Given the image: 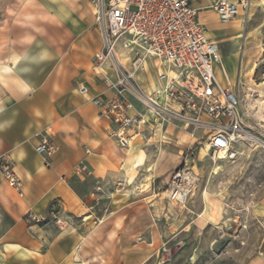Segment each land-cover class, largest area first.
I'll use <instances>...</instances> for the list:
<instances>
[{
    "label": "crops",
    "instance_id": "obj_1",
    "mask_svg": "<svg viewBox=\"0 0 264 264\" xmlns=\"http://www.w3.org/2000/svg\"><path fill=\"white\" fill-rule=\"evenodd\" d=\"M191 1L199 8L207 38L229 44L226 51L219 46L223 69L218 65L216 73L223 78L224 70L231 83L238 60L241 57L243 63L245 55V49L239 54V40L233 35L238 25L219 19L211 7L214 0ZM7 42L0 57V157L13 158L23 185L20 193L0 169V264H93L92 252L87 253L93 251L95 233L100 230L106 236L110 227L100 228V224L124 212L126 203H136L137 190L143 182L147 185L148 173L155 168L148 148L139 146L168 133L170 124L150 120L124 149L111 136L115 123L101 117L92 102L97 95L114 94L94 64L103 38L93 0H22L13 14ZM152 61L156 80L147 61L142 69L146 76L138 71L137 79L144 91L150 89L153 94L156 85L163 83ZM109 66L107 72L112 74ZM81 85L89 91L80 93ZM130 99L131 113L145 111L139 99ZM43 137L57 146L48 165L36 150ZM141 149L147 155L145 164L135 167ZM102 201H106L104 209L99 207ZM29 212L50 218L29 223L25 219ZM52 213L56 220L51 219ZM136 232L143 231L131 229L123 242L132 240ZM149 234L152 240V229ZM140 256L133 254L135 259Z\"/></svg>",
    "mask_w": 264,
    "mask_h": 264
},
{
    "label": "rangeland",
    "instance_id": "obj_2",
    "mask_svg": "<svg viewBox=\"0 0 264 264\" xmlns=\"http://www.w3.org/2000/svg\"><path fill=\"white\" fill-rule=\"evenodd\" d=\"M21 1L0 0V57L7 49L11 20ZM235 18L238 28L233 35L239 40V54L245 49V55L243 63L241 57L238 60L231 84L239 95L245 126L261 143L248 138L235 145L234 158L218 159L190 137L192 127L173 121L168 133L139 146L148 148L155 168L148 173L147 185L143 182L137 190L136 203H126L124 212L100 224V228L110 227L106 236L100 230L95 233L93 251L87 253L92 252L93 264H251L254 260L264 264V0H245ZM219 46L226 51L229 44ZM147 62L156 80L152 58ZM216 76L225 85L219 72ZM146 95L154 97L150 89L144 91L143 99ZM161 152L166 158L159 160ZM187 154L199 181L185 206L175 205L167 198L169 180ZM146 156L141 149L135 167L143 166ZM99 207L104 209L106 201ZM135 228L142 234L136 232L132 240L123 242L124 234ZM131 242L137 246L131 247ZM135 252L141 254L139 259L133 258Z\"/></svg>",
    "mask_w": 264,
    "mask_h": 264
},
{
    "label": "built area",
    "instance_id": "obj_3",
    "mask_svg": "<svg viewBox=\"0 0 264 264\" xmlns=\"http://www.w3.org/2000/svg\"><path fill=\"white\" fill-rule=\"evenodd\" d=\"M93 4L103 38V49L95 55L94 64L114 94L97 95L92 102L99 107L101 117L115 123L111 136L118 145L123 149L130 147L134 137L142 132L141 125L150 120L162 125L177 121L192 127L189 135L198 141L201 150L215 158L221 152L225 153L222 159L234 158L235 145L247 140L251 132L242 119L240 98L227 73L223 70L227 82L224 86L216 76L217 66L223 69L221 50L216 41L205 36L199 8L191 0H93ZM244 6L245 0H214L211 4L222 22L240 15ZM119 49L126 51L129 67L119 61ZM148 58L156 61L157 77L165 93L163 104L153 99L146 102L136 79ZM107 63L112 74L107 72ZM79 91L85 94L89 87L81 85ZM158 94L155 90L152 96L157 98ZM131 96L142 102L147 113H131ZM36 150L48 165L57 146L43 137ZM191 160L187 154L170 177L167 198L172 204L185 206L196 188L199 174L190 165ZM0 169L7 183L22 193V180L11 156L0 157ZM49 218L32 212L25 217L29 223H42ZM51 219L56 220L54 213Z\"/></svg>",
    "mask_w": 264,
    "mask_h": 264
},
{
    "label": "bare ground",
    "instance_id": "obj_4",
    "mask_svg": "<svg viewBox=\"0 0 264 264\" xmlns=\"http://www.w3.org/2000/svg\"><path fill=\"white\" fill-rule=\"evenodd\" d=\"M205 36H206V31H205ZM117 57H118V59H119V61L121 63L126 65L125 63H127V60H128V55H127L126 51L119 50V52H117ZM169 74H172V73L169 72ZM136 79H137V76H136ZM222 85L224 86V84H222ZM156 87H157V91L159 92V94H158L159 99H155L154 97H151L150 95L144 96V99L148 103L153 99L157 103H162L163 104L164 103V98H165L164 90H163L162 86L159 85V84H157ZM249 139L255 141V143H259V144L261 143V141L258 138H256L255 136H253V135H249ZM164 158H165V154H164V152H161L159 160L164 159ZM222 158H225V153L224 152L220 153V157L218 159H222ZM216 169L217 170L220 169V166H218ZM217 170H215V171H217Z\"/></svg>",
    "mask_w": 264,
    "mask_h": 264
}]
</instances>
